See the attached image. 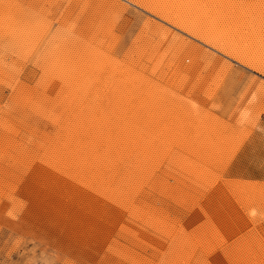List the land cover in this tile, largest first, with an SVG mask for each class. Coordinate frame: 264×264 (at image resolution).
Listing matches in <instances>:
<instances>
[{
    "label": "rangeland",
    "instance_id": "1",
    "mask_svg": "<svg viewBox=\"0 0 264 264\" xmlns=\"http://www.w3.org/2000/svg\"><path fill=\"white\" fill-rule=\"evenodd\" d=\"M179 1L0 0V264H264V0Z\"/></svg>",
    "mask_w": 264,
    "mask_h": 264
},
{
    "label": "bare ground",
    "instance_id": "2",
    "mask_svg": "<svg viewBox=\"0 0 264 264\" xmlns=\"http://www.w3.org/2000/svg\"><path fill=\"white\" fill-rule=\"evenodd\" d=\"M179 2L180 3H178V7H177L178 11L179 10H181V11L187 10L186 8H188V9H190V11H192V13L190 12L191 14H188V15H185L186 13H183V12L173 13L172 11H170V8L168 9L166 6H158V7L153 9L154 10L153 12H158V11L160 12L161 11L164 15V19L167 22H170V23L176 25L177 27H179L183 31L190 33V34L196 36L197 38H200L201 40H203L206 43H209L212 45L215 44L218 47V49H220L222 52L226 53L227 50H224V48H223L225 46L221 47L222 45L218 46L217 45L218 43L217 44L214 42L212 43V41H214L213 40V36H214L213 33L215 32L214 26H213V28L212 27L211 28L206 27L207 29L203 30V28L201 26H199L198 23L196 22L197 20L195 19V15H196L195 11H196V9L199 8V7H197V4H199V3L198 2L194 3L193 1H190V0L189 1L186 0L185 2H181V1H179ZM159 12H158V14H160ZM214 37H217V36H214ZM217 40H219V39H217ZM223 45H225V44H223ZM228 52H230V50ZM229 56L236 58V59H239V60L241 59L240 56L234 55L233 53L229 54Z\"/></svg>",
    "mask_w": 264,
    "mask_h": 264
},
{
    "label": "crops",
    "instance_id": "3",
    "mask_svg": "<svg viewBox=\"0 0 264 264\" xmlns=\"http://www.w3.org/2000/svg\"><path fill=\"white\" fill-rule=\"evenodd\" d=\"M235 177H238L240 179H246V180H253V181H264V172H261L259 174L254 173H241L239 175H236Z\"/></svg>",
    "mask_w": 264,
    "mask_h": 264
}]
</instances>
